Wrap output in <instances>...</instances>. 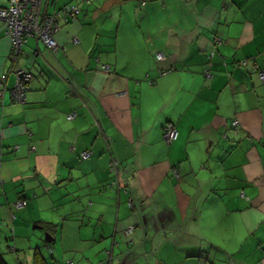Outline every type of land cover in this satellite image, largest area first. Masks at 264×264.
Listing matches in <instances>:
<instances>
[{
	"label": "crops",
	"instance_id": "0c3cea01",
	"mask_svg": "<svg viewBox=\"0 0 264 264\" xmlns=\"http://www.w3.org/2000/svg\"><path fill=\"white\" fill-rule=\"evenodd\" d=\"M65 5L55 49L0 23L6 264H264V0Z\"/></svg>",
	"mask_w": 264,
	"mask_h": 264
},
{
	"label": "built area",
	"instance_id": "2783aa9c",
	"mask_svg": "<svg viewBox=\"0 0 264 264\" xmlns=\"http://www.w3.org/2000/svg\"><path fill=\"white\" fill-rule=\"evenodd\" d=\"M39 3L40 0H7V4L0 8V23H3L5 32L9 36L12 44V55H17L19 53L20 45L27 37H34L40 40L46 48L55 49L57 45L52 38V33L58 28L56 20L62 16L64 18L67 16L73 17L77 12L76 6L65 5L53 15L40 17ZM162 58L163 53L160 51L155 53L156 60H160ZM246 63L247 61L245 59L238 62L241 66L246 65ZM252 67L257 71L260 81H264V69H258L256 64H252ZM102 68L107 69V66L103 65ZM206 75H208V73H206ZM5 77L6 76L4 74L0 76V85L3 84ZM28 79L29 74L25 70L18 69L16 71V79L11 92L14 94L17 101L18 99H24L23 92L26 89ZM73 116V113H69L67 118L71 119ZM231 125L236 128V121H233ZM176 136L177 130L174 124L166 123L162 129V137L164 141L166 143H170L176 138ZM88 155V151H83L81 153L83 158H86ZM116 166V161L111 159L109 169L115 175L114 178L116 180L113 182L114 184L117 183ZM128 201V203L131 204V198H129ZM13 205L15 208H20L23 206V201L17 200ZM129 228H132V226H129ZM71 263V261L67 262V264Z\"/></svg>",
	"mask_w": 264,
	"mask_h": 264
},
{
	"label": "trees",
	"instance_id": "16d2710c",
	"mask_svg": "<svg viewBox=\"0 0 264 264\" xmlns=\"http://www.w3.org/2000/svg\"><path fill=\"white\" fill-rule=\"evenodd\" d=\"M252 64H254V63H252ZM257 68H258V66H257ZM258 69H260V68H258ZM255 70V69H254ZM256 71V70H255ZM233 122V121H232ZM238 130V125L236 126V128H234L232 125H231V127L229 128V131L232 133V134H236L237 131ZM222 137L223 138H226V134L225 133H223V135H222ZM175 175L176 176H178V174H176L175 173ZM0 264H6V262H5V260L3 259V256H2V254L0 253Z\"/></svg>",
	"mask_w": 264,
	"mask_h": 264
}]
</instances>
